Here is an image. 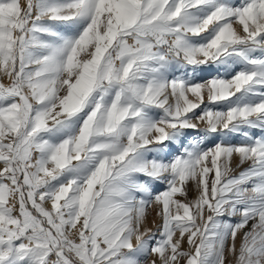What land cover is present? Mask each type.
I'll return each mask as SVG.
<instances>
[{
  "label": "snow or ice",
  "instance_id": "1",
  "mask_svg": "<svg viewBox=\"0 0 264 264\" xmlns=\"http://www.w3.org/2000/svg\"><path fill=\"white\" fill-rule=\"evenodd\" d=\"M252 130L264 0H0V264H264Z\"/></svg>",
  "mask_w": 264,
  "mask_h": 264
},
{
  "label": "rangeland",
  "instance_id": "2",
  "mask_svg": "<svg viewBox=\"0 0 264 264\" xmlns=\"http://www.w3.org/2000/svg\"><path fill=\"white\" fill-rule=\"evenodd\" d=\"M22 1L24 2V0H21V2ZM237 27L239 28V26H237ZM211 74L215 75L216 73L215 72H212ZM198 78L207 79L208 78V73H200V74H198ZM4 82L7 83L8 81L5 79ZM188 135H189V138H191L192 136H195L196 133L190 132ZM252 135H254V136H261V135H264V133L260 132L259 130H252ZM231 139H232V142L233 143H239L240 140H241V137H239V136H233ZM173 150H175V148ZM238 163H239V157L234 156V158H233V166H234V172L236 174H238L239 171L243 170V168H246V167L249 166L248 163H245L241 167H238L237 168V167H235V165L238 164ZM0 167H2V165H0ZM157 207L158 206L153 205L148 210V214L146 216L145 227L151 228L153 231H156L157 230V227L162 223L161 219L156 215ZM241 238H242V233H239L237 235V240H236L237 248L240 245ZM184 248L185 249L187 248V244L186 243L184 244ZM226 256H227V261H233V264H234V258L231 257V256H228L227 253H226ZM227 261H226V264H227ZM181 264H183V260L181 261Z\"/></svg>",
  "mask_w": 264,
  "mask_h": 264
},
{
  "label": "bare ground",
  "instance_id": "3",
  "mask_svg": "<svg viewBox=\"0 0 264 264\" xmlns=\"http://www.w3.org/2000/svg\"><path fill=\"white\" fill-rule=\"evenodd\" d=\"M22 3H24V2L22 1Z\"/></svg>",
  "mask_w": 264,
  "mask_h": 264
}]
</instances>
